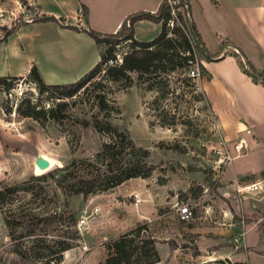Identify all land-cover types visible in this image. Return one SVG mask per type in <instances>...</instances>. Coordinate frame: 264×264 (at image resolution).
<instances>
[{
	"label": "rangeland",
	"instance_id": "rangeland-1",
	"mask_svg": "<svg viewBox=\"0 0 264 264\" xmlns=\"http://www.w3.org/2000/svg\"><path fill=\"white\" fill-rule=\"evenodd\" d=\"M46 1L52 4L51 8L63 12L62 23L84 20L92 28L109 26L117 3L83 0L90 4L87 13L79 0H0V39L7 29L15 31L22 23L45 20L40 3ZM203 1L194 2L195 19H200L198 7ZM184 18L194 39L190 31L192 14L188 12ZM72 32H57L51 24L44 23L24 26L21 43L28 45L27 50L38 58V63H43L46 81L75 80L70 69L50 58L55 41L75 42L70 50L78 54V64L99 54L91 34L85 31L91 38V42H86L78 40ZM129 49L125 41L117 47L119 61ZM197 57L205 64L207 54ZM200 74L198 63L171 72L170 85L163 96L157 86L142 80L136 71H131L132 80L128 81L113 80L107 77L105 69H99L86 89L69 97L68 116L60 121L18 112L20 104L26 105L22 102L26 97L47 106L52 102L49 93L40 92L29 77L12 80L13 86L9 88L0 85V189L16 187L0 195V264H105L110 240L138 221H147V233L157 238L161 259L153 264H249L233 251L219 256L209 248L193 254L196 246L200 248V242L192 227L207 225L206 222L228 225L223 211L221 219L216 216L221 209L218 203L224 198L233 207L235 198L241 199L235 184L230 186L231 193L226 196L220 193L226 155L228 151L235 154V144L225 141L218 117L204 97ZM99 91H105L112 107L109 117L104 116L105 111L95 99ZM95 117L126 132L142 148V155L147 151L144 159L154 169L148 177H132L84 197L82 193L66 191L56 178L69 170L79 169L85 174L94 168L79 160L96 158L112 137L110 132L96 127ZM127 147H119L118 159L127 155ZM39 154L49 159L48 167L42 168L35 162ZM105 163L99 159L97 166L104 169ZM186 201L194 206V217L189 220L182 219L177 209ZM207 202L214 208L208 216L203 212ZM54 211H61L63 217L48 222L38 219ZM253 215L249 211L236 212L233 218L238 223H249L255 220ZM83 218L85 221L81 222ZM32 227L35 230L29 232ZM26 230L28 233L23 235ZM241 232H235L232 236L235 239L226 241V246L232 244L231 247L237 248L235 240Z\"/></svg>",
	"mask_w": 264,
	"mask_h": 264
},
{
	"label": "crops",
	"instance_id": "crops-1",
	"mask_svg": "<svg viewBox=\"0 0 264 264\" xmlns=\"http://www.w3.org/2000/svg\"><path fill=\"white\" fill-rule=\"evenodd\" d=\"M116 1L111 24L94 26L96 30L115 31L130 13L138 10L156 11L162 0ZM46 2V4L40 3L46 15L59 18L63 14L59 9L51 8L52 4L49 1ZM79 2L86 6L87 13L90 12L89 1L79 0ZM190 2L192 18L201 35L200 41L207 49L208 55H211V58L204 60L211 76H203L200 80L207 92L210 107L218 117L219 128L229 144L234 145L240 137L250 141L249 150L234 155L223 169L224 186L223 189H219L221 195L226 196L231 193L230 186L235 184L229 181L238 180L243 183L264 179V83L248 74L240 64L242 58L247 64L248 61L251 62L257 72L264 70V0H205L198 7L200 19H195L193 16L195 0ZM56 6L59 8L58 4ZM84 22L82 20L75 24L79 27H88L89 25ZM31 23L51 24L57 32L73 31L78 40L91 42L85 30L64 26L57 19L22 23L8 35L6 40H1L2 37L0 39V50H3L0 52V75H26L33 63L38 64L43 74V63H38V58L27 50L28 45L21 43L20 40L24 26ZM134 27L138 39L149 40L160 33L162 24L149 18H142L135 21ZM73 44L75 42L65 44L59 39L55 41L49 54L50 58L59 65L70 69L74 73L73 79L76 80L100 59V50L99 54L78 64V54L70 50ZM227 182L229 186H226ZM206 195L208 196L209 193ZM223 199L218 203L221 209L217 210L216 216L221 219L223 211V215L226 214L224 218L229 220L228 225H208L206 222L207 225L192 227V230L198 234L197 242H200V249L204 252L210 248L219 256L233 251L235 255L243 256L242 258L251 263L264 264V201L254 198H235L236 203L234 202L232 207ZM213 211L214 208L211 212ZM247 211L254 214V221L240 222V224L233 218L234 213L245 214ZM203 212L206 216L211 214L204 209ZM241 230L244 233L235 240L237 248L231 247L232 244L226 246V241L235 239V236H232Z\"/></svg>",
	"mask_w": 264,
	"mask_h": 264
},
{
	"label": "trees",
	"instance_id": "trees-1",
	"mask_svg": "<svg viewBox=\"0 0 264 264\" xmlns=\"http://www.w3.org/2000/svg\"><path fill=\"white\" fill-rule=\"evenodd\" d=\"M172 6L177 8V17L172 13ZM192 14L190 0H178V3L171 5L168 0H162L156 11L138 10L130 13L125 18L120 27L112 32H102L90 26L79 27L75 23H62L64 26L74 29H82L91 34L100 50V59L78 79L71 82H47L37 63H33L30 71L26 75H0V85L9 88L12 80L23 76L29 77L35 81L38 90L42 93L48 92L52 102L49 105H42L36 102L32 97H26L22 102L26 103L18 106V112L25 116H32L37 119L50 118L56 121L63 120L68 116L67 107L69 106V97L86 89L94 78L99 69H105L107 77L113 80H132L131 71H136L139 77L148 81L151 86H157L163 96L168 91L170 85L169 74L179 68L196 61V55L207 54V49L200 41V33L197 30L196 23L192 18L190 25L194 39L189 32V25L185 20V14ZM149 18L161 22L162 28L160 33L152 39L141 40L135 36L134 23L138 19ZM174 19V25L170 27V19ZM45 19L61 20L62 17L56 18L53 15H45ZM127 19H130L128 23ZM182 23V24H181ZM14 29H7L2 40H6ZM173 34H171V32ZM128 42L130 49L126 50L122 59L117 57V47L122 42ZM197 55V56H198ZM242 68L256 80L251 71L257 72L254 65L248 61V64L240 58ZM247 64V65H246ZM198 65L201 69L200 76H211L206 65L198 58ZM206 73V74H205ZM264 79V70L258 71ZM103 85L102 82H99ZM264 83V82H263ZM204 97L210 105V101L203 89ZM95 99L101 110H104V116L109 117L112 114V107L109 104L105 91H99L95 94ZM95 125L99 130H106L111 133L110 141H106L101 149L97 152L96 158H85L79 160L80 163L93 165L94 168L82 174L79 169L69 170L56 178L57 183L64 187L66 191L73 193H82L87 197L90 193L110 189L123 181L132 177H148L151 175L154 167L148 163L141 154V147H138L134 140L127 136L126 132L119 131L109 122L101 123L95 117ZM88 121H85L87 123ZM128 146L125 157L118 159L120 153L119 147ZM129 155V156H128ZM124 158V159H123ZM103 160L106 167L101 169L97 166L98 160ZM76 162V161H75ZM121 162V164H120ZM15 185L0 189V195L3 196L6 191L14 190ZM63 213L54 211L50 214L39 217L42 221L51 219H61ZM32 227L29 232H33ZM149 226L147 221H138L130 229L123 231L119 236L112 238L108 243V254L104 261L105 264H153L161 259L157 247V238L147 233ZM28 230L22 234H27ZM173 244V243H172ZM240 250V248H238ZM243 250V249H241ZM194 255L201 254V249L195 247ZM200 264H221V263H200ZM225 264V263H224ZM255 264V263H249Z\"/></svg>",
	"mask_w": 264,
	"mask_h": 264
},
{
	"label": "built area",
	"instance_id": "built-area-1",
	"mask_svg": "<svg viewBox=\"0 0 264 264\" xmlns=\"http://www.w3.org/2000/svg\"><path fill=\"white\" fill-rule=\"evenodd\" d=\"M168 3L171 5H175L178 3V0H168ZM79 11L81 12L83 9V6H79ZM172 13L175 17H177V8L172 6ZM128 23L130 22V19H127ZM174 19L171 18L169 21V25H174ZM182 24V23H181ZM197 57V55H196ZM122 58H120L121 60ZM192 63H198V57L196 58L195 62ZM199 66V65H198ZM192 71L195 73V68H192ZM199 74V72H197ZM248 131H250L248 129ZM235 154H231L229 151L227 152V158L228 160L231 159L234 155H239L242 153H245L250 148V141L245 137H240L235 143ZM236 185V189L238 193L241 195V198H254L257 200H263L264 201V179H257L253 181L248 182H240L238 180L234 181ZM208 193V189H205L204 194L206 195ZM205 212L210 213L213 210V204L211 202H207L204 205ZM178 213L180 217L184 220H189L194 217V206L191 204L190 201L183 202L181 205L177 207ZM85 218L81 219V222H84ZM244 232H241L243 234ZM240 236V235H239ZM239 236L236 238V240L239 238Z\"/></svg>",
	"mask_w": 264,
	"mask_h": 264
},
{
	"label": "water",
	"instance_id": "water-1",
	"mask_svg": "<svg viewBox=\"0 0 264 264\" xmlns=\"http://www.w3.org/2000/svg\"><path fill=\"white\" fill-rule=\"evenodd\" d=\"M251 72H252V74H253L255 77H257L260 81L264 82V79H263V77H262L260 74L254 72V71H251ZM35 162H36L40 167H42V168L48 167V166L50 165V161H49V159L46 158V157H45L44 155H42V154H39V155L37 156Z\"/></svg>",
	"mask_w": 264,
	"mask_h": 264
}]
</instances>
